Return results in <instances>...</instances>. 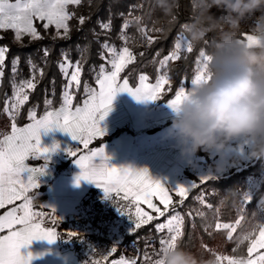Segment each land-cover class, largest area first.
Here are the masks:
<instances>
[{
  "label": "trees",
  "instance_id": "1",
  "mask_svg": "<svg viewBox=\"0 0 264 264\" xmlns=\"http://www.w3.org/2000/svg\"><path fill=\"white\" fill-rule=\"evenodd\" d=\"M68 10L72 18L68 21V34L63 38H56L55 27L49 26L45 29L44 21L38 19L34 21V26L41 39L24 35L22 41L17 42L13 30H0V46L8 49L3 77L0 78V133L10 132L11 117L3 111L5 102L13 94L14 83L32 77V64L36 66L34 81L36 87L29 91V99L21 105L18 114L14 116L17 126L29 121L30 110L39 116L61 105V96L67 80L59 64L65 53L72 63L80 61L82 69L80 85L79 88L72 87L73 105H79L85 97V85L96 86V71L93 69L98 70L104 63L101 58L103 44L120 46L122 28L126 21L129 27L123 31L132 35L131 48L134 58L126 65L120 76L127 78L133 87L138 84L141 75H146L150 82H155L161 74L169 76L170 83L162 92L161 101L174 97L182 83L185 89H189L201 51L209 57L208 64L212 60L211 53L218 37L216 30H210L207 37L195 47L187 39L193 51L183 52L181 60L169 61L166 66L160 64L173 49L175 38L178 35L185 36L184 27L191 16L189 0H180V7L170 17L164 16L159 9L154 10L153 0H81L79 5H69ZM212 12L220 15L215 8ZM259 15L260 13L246 16L239 21L237 29L239 39L253 32ZM81 17L84 18L83 24L80 23ZM102 23H110V28L103 29ZM224 27L228 30L227 25ZM144 33L149 35L151 40L146 41ZM44 48L48 49L47 57L42 51ZM16 57H19V63L16 74L13 75V61ZM40 69H43L42 76ZM209 75L207 71V76ZM46 99L52 103L47 105ZM118 132L120 130L113 135ZM198 152L207 156L202 151ZM250 177L259 178V185L253 191L249 202L244 204L243 199ZM263 196L264 159H254L238 170L201 182L181 200L182 203L177 201L173 207L183 216L182 234H178L164 256L169 250L180 248L194 258L195 264H216L219 256L247 257L250 244L264 224V209L259 203ZM173 208L166 212V216L174 214ZM165 218H155L135 232L131 231L116 246V251L110 258L124 255L128 259L138 260L139 264H147L144 259L145 252L147 251L148 258L153 248L159 249V241L163 235L156 232L154 226L163 222ZM65 227L64 223L56 224L61 233L60 239L66 234L63 231ZM231 227L234 229L231 230ZM160 264H164V259Z\"/></svg>",
  "mask_w": 264,
  "mask_h": 264
},
{
  "label": "snow or ice",
  "instance_id": "2",
  "mask_svg": "<svg viewBox=\"0 0 264 264\" xmlns=\"http://www.w3.org/2000/svg\"><path fill=\"white\" fill-rule=\"evenodd\" d=\"M81 0H0V30H13L15 39L19 40L23 35H28L33 39H41L37 28L34 26V20L46 21L43 24L45 29L49 26H55L57 36H60V30L63 29L66 36L69 31L68 21L72 18V14L67 11L69 5H79ZM137 19H139L137 17ZM80 23H84V18H80ZM101 27L105 30L110 28V23H102ZM129 27L126 21L123 29ZM63 38V37H61ZM111 55L110 59H106L103 55L102 59H106V63L111 65V70H107L104 64L99 66L96 75L97 88H91L85 85V99L81 105L74 106V95L72 93L73 83L79 88L81 65L77 61L74 66L70 78L68 77V69L73 65L67 54H63V61L59 64L62 74L65 76L67 83L61 96V105L58 110L46 111L45 115L40 118L36 117V113L30 110L28 118L30 123L23 127H18L15 122L14 111L23 105L28 99L25 89L34 90L36 87L35 71L36 66L32 64L33 75L26 81H21L14 87L15 103L8 106L5 102L3 111L11 117L10 132L0 133V209H6L0 214V264H32V260L36 257L31 252L26 255L22 254V249L28 248L33 241H47L53 244L60 238L61 233L57 231L56 221H60V217L55 214V208L43 206L50 210L54 219L52 227H47L42 223L45 216L43 212H36L32 209V197L30 192L39 188V177L46 174L49 153L56 151L59 145L56 144L49 148L42 146L41 136L48 132L59 130L71 136L72 140L78 142L75 150L67 149L69 157L74 159V163L79 167L80 172L75 177V183L79 186L81 180L94 183L101 188L105 194V198L112 199V193L116 197L121 194L125 200L134 202L136 220L133 221L131 215L126 214L119 206L117 211L122 215H127L133 222L132 231L141 228L143 224L149 223L154 217L143 211L140 207L141 203L146 204L153 212L157 214L155 217H166L161 223H157L155 231L159 233H167L160 239L159 253L162 252L169 241L177 234H182L183 216L172 209L174 214L166 216L171 205L170 196L165 194L166 187L159 180H154L148 169L135 170L125 166L110 165V157L105 152V146L96 149H89V144L95 140L102 138L106 134V128L102 127V122L113 110V101L118 93L127 92L137 102L149 103L161 100L162 86L170 83V77L160 75L154 84H147L146 75L139 77L140 85L138 87H130L127 79L120 82V73L125 69L126 65L132 62L133 57L127 47L122 51L109 47L107 43L103 45ZM6 47H0V78L3 77L4 62L6 59ZM44 56L47 57L49 52L47 48L42 49ZM193 48L184 35H178L175 38L174 47L167 56L160 61L162 66H166L169 61H179L182 59V53H191ZM202 60H198L197 71L191 80V85L198 84L205 78L207 63L209 58L204 51L199 53ZM19 57L13 61L12 72L16 74ZM31 64V61H29ZM40 75H43V69H40ZM185 94L183 83L176 91L175 98L168 100V106L172 110H176V106L181 102ZM47 105L52 102L45 100ZM88 149L86 153L80 152V146ZM29 159L42 160L40 167H31L27 161ZM201 180L211 179V176H202ZM150 181L148 187L145 188V182ZM195 183L188 186L178 185L173 190L177 191L181 197L194 187ZM158 196L159 203L164 206L163 210L153 202ZM250 198L245 197L243 203L247 204ZM20 201L19 204L16 202ZM183 201H181L182 203ZM11 205V207H9ZM67 238L78 236V233L68 232ZM260 243H264L262 240ZM116 251L113 246L111 252ZM147 264V251L145 252ZM89 264V261L85 262ZM113 264H139L136 259L122 258L113 261Z\"/></svg>",
  "mask_w": 264,
  "mask_h": 264
},
{
  "label": "crops",
  "instance_id": "3",
  "mask_svg": "<svg viewBox=\"0 0 264 264\" xmlns=\"http://www.w3.org/2000/svg\"><path fill=\"white\" fill-rule=\"evenodd\" d=\"M124 79L127 78L120 76L121 83ZM145 83L154 84L155 82L147 80ZM139 85L140 81L135 87ZM166 85L162 86V92ZM129 86L133 87L130 83ZM97 87L96 84L95 88ZM191 87L192 85H190L189 89ZM187 90L185 89V92ZM174 98L175 96L168 100ZM167 101L158 100L142 103L137 102L127 92L118 93L113 101V110L101 125L106 128V134L102 138L93 140L89 144V149L105 146V152L110 157V165L125 166L135 170L148 169L150 176L154 180H159L166 187L165 194L171 198L170 210L175 207L177 201H181L193 188L205 181L200 179L198 173L207 170L203 162L207 161L211 164L212 162L209 161L208 152L203 150L201 151L206 153L207 156L199 154V152L194 155L181 154L171 128L174 113L168 106ZM81 104L82 102L79 105ZM59 107L47 111L58 110ZM45 113L46 111L39 116L36 115V117L40 118ZM30 122L29 120L18 127H23ZM117 130H120V132L113 135ZM41 143L42 146L49 148L58 144L59 148L48 154L49 160L46 174L38 178L39 188L29 193L32 197L33 211L50 212L49 209L43 206L54 207L56 216L61 218L59 223H62L72 214L91 204L92 201L98 202L99 200L109 199L105 198L103 190L94 183L81 180L79 186L76 185L75 177L79 174L80 169L74 163V159L68 156L66 150H75L79 145L77 141L72 140L70 135L54 130L47 134H42ZM87 151L88 149H84L82 145L80 146L81 153H86ZM27 163L31 167H40L43 161L29 159ZM211 178L214 177L211 176ZM189 182L196 184L186 192L184 197H181L177 191L173 190L178 185L188 186L190 185ZM149 183L150 181H146L144 187L147 188ZM111 195L113 200L129 203L130 207L127 209H131V216L133 221H135L134 202L125 200L122 194L120 197H116L115 193ZM153 202L163 210L164 206L159 203L158 196L153 199ZM16 203L19 204L20 201ZM140 207L143 211L151 214L154 217L153 219L157 216L146 204L141 203ZM5 210L0 209V214H3ZM65 225L66 227L63 231H70L69 225ZM110 242L113 244L116 242L113 239V235H111ZM21 251L25 255L31 252L36 257L32 260V264H85L80 261L76 246L73 243L66 246L60 238L53 244L42 240L33 241L28 248ZM112 254H105L98 258L91 256L89 257V264H113V261L122 258L128 259L124 255L111 259L110 256Z\"/></svg>",
  "mask_w": 264,
  "mask_h": 264
},
{
  "label": "clouds",
  "instance_id": "4",
  "mask_svg": "<svg viewBox=\"0 0 264 264\" xmlns=\"http://www.w3.org/2000/svg\"><path fill=\"white\" fill-rule=\"evenodd\" d=\"M189 2L191 16L184 32L193 47L210 30L218 31V37L208 64L210 75L188 89L173 110L171 128L181 154L203 150L222 155L231 143L247 140L248 157L264 159V0ZM153 6L170 17L180 0H153ZM256 13L260 15L253 35L261 43L253 47L238 38L237 29L241 19ZM163 259L164 264H195L180 248L169 250Z\"/></svg>",
  "mask_w": 264,
  "mask_h": 264
},
{
  "label": "rangeland",
  "instance_id": "5",
  "mask_svg": "<svg viewBox=\"0 0 264 264\" xmlns=\"http://www.w3.org/2000/svg\"><path fill=\"white\" fill-rule=\"evenodd\" d=\"M11 2H14V1H11ZM67 11L69 12L68 8H67ZM44 23H46V21H44ZM124 31H126V29H124ZM124 31L121 33L122 44L120 46H117L115 44H108V43L107 44L109 45V47L115 48L118 52L122 51V49L124 47H127L129 49V51L131 52L132 57L134 58V52L131 48V45L133 44L132 35L130 36V35L124 33ZM14 35H15V33H14ZM54 36L56 38H60V37L65 36L63 29L60 30V36H57V30L55 29ZM22 37L19 40H17V39H15V40L17 42H21ZM144 39L146 41H149V40H151V37L149 35H147L146 33H144ZM240 40L244 43H247L249 46H257L261 43L260 39L256 35H253V32L245 34L244 37ZM0 47H2V46H0ZM102 55L106 59L111 58V55L109 54L107 49H105L104 47H103ZM106 59H103L104 60L103 64L105 65V68L110 71L111 65L106 63ZM198 60H202V57H199ZM75 64H76V62L72 63L73 67L68 69V77L69 78L71 76L72 71H74ZM197 67H198V64L196 66V71H197ZM97 71L95 72V76L97 75ZM196 71H195V74H196ZM161 75H165V74H161ZM206 77H207V70H206V74H205V78ZM16 85L18 86L19 83H16ZM87 86H89L91 88H95V87L90 86V85H87ZM73 87H76V85L74 83H73ZM30 90L31 89H25L24 90L25 94L28 95ZM12 103H15L14 91H13L11 98L8 100V106L10 109H11ZM20 107L21 106L18 107V110H13L14 116L18 114ZM249 148H250V142L249 141L239 140V141H235V142L231 143L228 146V148L226 149L225 153H223L222 155L217 154L215 152H208V158H209V161L212 162V164L210 162H207V161L203 162V165L205 167H207V170H203L202 173H198V176L200 178H201V176H212V177L224 176L233 170H238V169L246 166L248 163H250L254 160V159H250L247 155ZM210 157H211V159H210ZM189 184H192V183L189 182ZM258 185H259V178L250 177L249 181H248V187H247L245 197L251 198L253 191L258 187ZM93 202L94 201H92V203ZM114 202H115L114 200L112 201L110 199L103 200V201L99 200L97 202L98 206L105 207L110 212L111 218H112L113 223H114V226L111 230L112 231L111 233L113 235V239L116 242H114V244L111 242V248H110L109 253H113V252H111L113 245L117 246L119 243H121L123 238L126 235H128L134 228V224L128 218V216L122 215L120 212L117 211V208H116V206H119L122 209V211H124L126 214L132 215L131 209H129V210L127 209L130 207L129 203L126 204L123 201H120V203L117 204L116 202H119V200L118 201L116 200L115 203ZM259 203H260V207L262 209H264V196L260 200ZM175 211L178 212L177 209H175ZM132 219H133V217H132ZM224 226L227 227L229 225H224ZM233 229H234V227H231V230H233ZM166 235H167V233H163L162 238L165 237ZM177 236H178V234L169 241V243L165 246V248L162 252L159 253L160 246H159V249L153 248V252L151 253L150 256H148V258L149 257L150 258L149 259L147 258V261H151L152 264H160V262L163 259L165 252L168 249H170V247H172V245L174 244V240ZM262 240H264V224L261 227V230L259 231L258 236L250 244L247 257L241 258V257H236V256H219L216 264H264V243H260Z\"/></svg>",
  "mask_w": 264,
  "mask_h": 264
},
{
  "label": "built area",
  "instance_id": "6",
  "mask_svg": "<svg viewBox=\"0 0 264 264\" xmlns=\"http://www.w3.org/2000/svg\"><path fill=\"white\" fill-rule=\"evenodd\" d=\"M114 201L116 202V200ZM116 203H120V200ZM43 213H45V216L42 218V223L47 227H52V220L54 218L51 216V213L49 211H44ZM57 223L59 221H56ZM62 223L69 225L70 231L68 232L79 234L69 239L66 235L68 232H66L61 241L66 246H69L71 243L76 246L79 259L82 263L89 261V257L91 256L98 258L110 252L111 230L114 223L110 212L105 207L98 206L97 201L85 206L81 211L72 214Z\"/></svg>",
  "mask_w": 264,
  "mask_h": 264
}]
</instances>
